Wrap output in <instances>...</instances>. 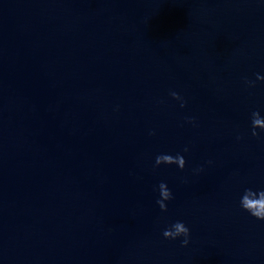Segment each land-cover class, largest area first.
<instances>
[{
    "label": "water",
    "instance_id": "95a60500",
    "mask_svg": "<svg viewBox=\"0 0 264 264\" xmlns=\"http://www.w3.org/2000/svg\"><path fill=\"white\" fill-rule=\"evenodd\" d=\"M257 73L264 0H0V264H264Z\"/></svg>",
    "mask_w": 264,
    "mask_h": 264
},
{
    "label": "clouds",
    "instance_id": "9594fccd",
    "mask_svg": "<svg viewBox=\"0 0 264 264\" xmlns=\"http://www.w3.org/2000/svg\"><path fill=\"white\" fill-rule=\"evenodd\" d=\"M257 78L259 80H264V76L259 75L257 73ZM246 82L249 85H254L255 81L247 80ZM171 95L175 97L177 100H180L181 107L184 106L185 101L179 95V93L172 91ZM185 119L189 121H194V117H186ZM257 129H264V117L260 115V113L254 112L253 118L251 121V133L253 136L259 137L260 132ZM239 138V137H238ZM184 152L188 151V148L185 147ZM156 165L160 164H175L180 169H184L187 165L186 158L182 152H177L175 155L170 153H161L158 154L155 158ZM202 170V166L194 169V171ZM159 191H160V199H158V204L160 208L163 210H167V203L166 201L171 200L173 198V193L171 189L168 187L167 183L161 181L159 184ZM240 207L248 212L251 216L264 220V189H256L253 190L251 188L245 189L244 194L241 196L239 201ZM163 236L168 239H177L183 237L181 243L183 245H187L190 240V228L183 222L177 221L172 224L170 227L164 229Z\"/></svg>",
    "mask_w": 264,
    "mask_h": 264
}]
</instances>
